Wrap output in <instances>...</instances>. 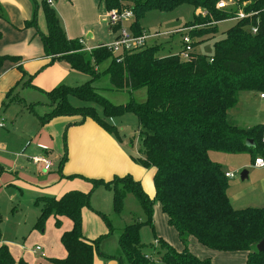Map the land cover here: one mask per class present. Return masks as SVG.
Listing matches in <instances>:
<instances>
[{
	"label": "trees",
	"instance_id": "1",
	"mask_svg": "<svg viewBox=\"0 0 264 264\" xmlns=\"http://www.w3.org/2000/svg\"><path fill=\"white\" fill-rule=\"evenodd\" d=\"M219 1L99 0L107 12L133 7L135 21L131 30L135 36L144 34L140 22L151 11L166 13L183 5H190L196 11L201 9L205 14L196 15L194 23L185 28L191 29L189 36L193 40L216 34L219 23L234 18L237 11L218 10ZM250 1L245 11L256 15L236 22L226 37L215 43L212 57L193 53L190 62H182L179 55L157 57L160 45L148 44L122 55H114L102 46L88 52L81 40L67 38L56 10L45 1L40 8L47 33H41L39 5L35 2L33 18L26 23V28L37 29L50 64L65 62L72 70L88 75L90 80L80 86L60 85L49 92L43 91L49 101V111L44 115L37 114L35 106L38 104L30 105L28 111L36 115L42 126L57 118L78 117L80 121L69 126H81L91 120L117 138V128L107 121L135 115L143 150L134 161L142 168L155 169L153 199L132 175L115 176L108 182L88 180L80 175L65 177L61 174L68 160L65 131L64 157L59 164L61 178H82L94 188L91 193L71 191L60 199H40L41 212L36 228L42 230L51 216L57 225L60 224L58 217H66L73 223L72 230L65 232L61 239L67 257L50 260L51 264H95L96 255L116 260L118 264H156L143 252L140 232L144 226L153 228L157 204L184 247L182 252H177L166 241L158 239L155 253L162 263L214 264L189 251V240L194 238L202 247L214 252L248 253L245 264H264V253L256 249L264 238V208L235 210L228 195L229 179L222 166L210 157L211 153L219 152L249 154L254 162L259 157L264 158V127L242 129L229 121V112L237 107L241 93H264V0ZM252 26L257 28V34L250 32ZM197 44L194 42V49ZM7 62L18 64L20 58L0 56V76ZM105 65L106 68L101 70ZM18 70L25 75L20 65ZM104 78H108L112 88L99 87ZM32 79L24 85L32 87ZM143 89L147 90V99L142 103L132 98L126 104L114 105L102 95L103 91L133 95ZM70 97L101 106L102 116L94 107L73 106ZM248 141H253L254 147H248ZM100 187L113 192L117 214L122 212L126 195L134 194L147 217L145 223L136 222L124 229L119 240V256L101 253L102 238L90 241L82 232V211L91 207L92 192ZM0 264H17L8 246L0 247ZM19 264L26 263L21 261Z\"/></svg>",
	"mask_w": 264,
	"mask_h": 264
},
{
	"label": "rangeland",
	"instance_id": "2",
	"mask_svg": "<svg viewBox=\"0 0 264 264\" xmlns=\"http://www.w3.org/2000/svg\"><path fill=\"white\" fill-rule=\"evenodd\" d=\"M36 9L35 2L41 3V0H31ZM61 0H53L54 6L58 7ZM97 13H99L100 21L95 25L94 30L98 33L100 40L103 44H108L112 41L113 30L107 21V11L103 4H100L99 0H95ZM133 8V7H130ZM55 9V8H54ZM4 10V8H3ZM41 11V10H40ZM198 12V13H197ZM5 17H7L6 11H3ZM205 12L195 10L190 5H183L177 9L162 13L159 11L149 12L145 18L141 20V27L148 34L160 33L163 36L160 40H157L161 45L169 40L168 44L160 47L157 57L164 58L173 55H179L182 50V43L184 36H189L188 31L178 33L176 31L184 30L186 27L194 23L195 16L203 15ZM93 12H84L82 21H93ZM41 15V26L46 29L45 18L43 11ZM79 15V16H80ZM135 21V20H134ZM133 21V23H134ZM235 21H224L217 25L218 31L216 34L207 35L206 37L195 38L193 41L198 44L195 47V54L212 57L214 55L215 43L223 40L226 37V33L235 26ZM41 28V27H40ZM10 30L9 32L0 31V49L8 47L13 40H27L29 33H22L19 30L34 29L26 28ZM173 34H172V33ZM89 32L85 39L89 36ZM37 36H39L37 34ZM38 39H41L40 36ZM5 43V44H3ZM151 45V44H149ZM96 48V47H95ZM90 52V51H88ZM106 65L101 68L105 69ZM74 73L71 79L68 81V86H80L90 80V77L80 72ZM20 91L24 90L25 85H21ZM99 87L103 89L112 88L108 78H104L99 83ZM102 95L107 98L114 105H123L128 103L132 98L137 102L142 103L147 99V90L143 89L135 92L133 95L128 92L119 93L113 91H103ZM25 99V103L24 100ZM261 99V98H260ZM262 100V99H261ZM264 101V100H262ZM69 102L75 107H94L97 112L102 116V108L99 105L93 103H84L74 97L69 98ZM14 106L6 108L0 112V120L4 119L6 122V129L0 131V136L5 137L6 142H2L0 139V155L5 159L10 160L12 163L17 162L19 166H22L26 171L27 167L32 168L33 163H28L26 158L16 157V154H25V149L29 148L31 143H28L30 138L35 135L39 139V143H53L49 146L52 151L58 152L57 140L58 132L60 130L58 124L52 128L42 127L35 114L28 111V105L31 103L38 104L35 106L37 114L44 115L48 112L47 105L49 104L48 98L45 94L38 90H27V88L20 94L13 95L12 99L8 102ZM6 103V104H8ZM236 113H242L247 118V121L253 125H264V105L256 102L250 105L244 98L240 100V103L236 108L229 112V121L232 124H237L234 116ZM73 118V119H72ZM78 118V117H77ZM67 120H75V117L63 118ZM71 121V122H72ZM110 125H113L118 130V138L115 139L119 143H128V149L131 152V158L139 159L140 152L143 150L141 137L139 134V123L135 115L128 114L122 118L107 121ZM15 129L17 130L15 132ZM31 146L37 147L36 143H32ZM259 159H264L259 157ZM211 160L218 162L223 168V171L235 174V178L228 180L229 189L228 195L231 200V204L235 210H245L248 208L261 209L264 208V169H258L254 166V160L251 155L242 154H224L219 152H213L211 154ZM135 162V161H134ZM136 163V162H135ZM32 166H31V165ZM139 166V165H138ZM154 168L142 169V172L136 176L142 183L144 191L150 192L151 178L155 175ZM55 171V169H53ZM35 172L33 168L30 170ZM134 171H136L134 169ZM17 172H23L18 170ZM137 172V171H136ZM243 172H247L248 179L242 180L241 175ZM53 173V172H52ZM6 174V173H5ZM42 175H48L43 172ZM61 178V174L56 172L50 174V177ZM88 180L98 179L105 182L111 181L103 179L102 177H96L95 175H86ZM14 177V176H11ZM92 177V178H91ZM120 177V176H118ZM3 175H0L1 188H0V207L2 214V221L0 223V247L2 245L8 246L12 256L16 260L17 264L23 261L26 264H51V259H65L67 257V251L63 246L61 239L63 232L67 224L72 225L71 221L66 217H58L60 222L57 225V221L53 216L49 217L45 222L43 229L36 228L39 213L41 211V200L35 196V191L32 186H40L42 182L41 176H31L25 178L24 176L18 180L20 184H14L13 182L5 183L6 178L2 179ZM10 180V173L7 176ZM64 179V178H63ZM114 177L112 178V180ZM75 180V179H74ZM73 181V180H70ZM78 183L85 185L89 190L86 193H91L94 186L92 183L82 178L75 180ZM12 183V186L10 185ZM146 189V190H145ZM23 190V192H21ZM151 198V197H150ZM86 212L82 213L83 229L82 232L89 240H100V252L108 256H119V240L124 232V229L136 222L145 223L147 221L146 214L134 194H127L123 204V209L120 214H117L114 210L113 192L100 187L92 192L91 207L85 208ZM156 211V213H155ZM153 228L151 226H144L140 232L141 243L143 245V252L151 256L156 264H164L160 261V256L157 255V240L163 239L177 252H182L184 247L180 242L179 235L174 228H172L167 221V217L158 209L154 207ZM69 232V231H66ZM176 239L175 241H173ZM170 242V243H169ZM177 242V247L174 244ZM179 248V249H177ZM189 251L200 257H212L217 263L220 264H232L235 262V256H224L226 254L214 251H207L198 243L189 242ZM64 258H61L63 257ZM97 260L102 261V264H118L116 260H110L102 258L96 255Z\"/></svg>",
	"mask_w": 264,
	"mask_h": 264
},
{
	"label": "crops",
	"instance_id": "3",
	"mask_svg": "<svg viewBox=\"0 0 264 264\" xmlns=\"http://www.w3.org/2000/svg\"><path fill=\"white\" fill-rule=\"evenodd\" d=\"M94 1L95 0H61V2L58 4V7H55L53 4V7L55 8L60 18L62 28L66 32L67 38L69 40H81L86 51H91L100 46L111 44L116 39V35L113 32L112 41L108 44H103L102 40H100L98 33L96 32V30H94L93 27H95V25H97L100 21V16L99 13H97ZM42 2L43 0H41V3L36 2L39 5L38 28L41 33L46 34L47 27L46 29H44L41 26L40 12L42 11V9L40 7ZM3 8L6 11L7 17H5L3 13ZM86 11L88 13H94L93 21L89 23L81 20L83 15L80 14H84V12ZM33 14L34 5L31 0H0V31L3 30L2 32L4 33H10V30L8 28H10L11 30H14L15 28L23 29L24 26H26V23L32 20ZM25 31L29 33L26 41L25 39L16 42L13 40L12 42H10V45H8V47H4L6 46L4 45L2 46L3 48L0 49V56L10 55L13 57L20 58V62L18 64L7 62L3 67L2 74L0 76V112H2V110H5L6 108L14 106V104H9L8 102L12 99L13 95L20 94L26 88L27 90H38L42 93L43 91L49 92L59 87L60 85L68 86V81L74 74L72 73L74 70H72L71 67L65 62H54L50 64V58H46L44 54L42 40L38 39L39 36H37V32H35L34 29L19 30V32L22 33H26ZM89 32L91 33L89 34L86 40L85 36ZM145 33L147 32L145 31ZM160 39L161 37L153 38L149 42V44H151V46L160 45V47H164L165 44L169 43V40H167L163 43V45H161L162 43L160 44L157 41ZM19 65L25 71V75L18 70ZM31 77H33L32 82L30 81L31 86L33 85L32 87L34 88L26 86L25 88L23 87L24 90L20 91L22 87L21 85H24L25 82H29V78ZM8 95L11 96L8 98ZM260 95L261 94L255 92L241 93L239 96L238 104L244 96L245 100L250 105H252L253 103L255 104L256 102L262 103L264 105V101L260 99ZM22 99L25 103V99ZM4 104L6 105L3 106ZM33 104L36 103H30L28 107ZM63 118L68 117L57 118L51 121L49 124L45 125L46 128L49 129L55 126V124L57 123L60 128L59 132L57 133L58 140L56 143L58 152L54 153L49 147L53 145V143H39V139H37L35 135L34 137L30 136V134L28 136L30 138V141L28 143H36L37 147L39 148L31 146L30 144L29 148L25 149L24 155L16 154V157L26 158L28 160V163H33L32 159L35 157L47 158L53 164L50 171H44L42 165H37L35 163H33V165H36L38 167L34 168L30 164L33 170H35L34 173L30 171L32 168L28 167L25 171V166H19L17 162L12 163L10 160L5 159L3 156L0 155V175H3L2 179L6 178L5 183L13 182L16 185L20 184L18 180L21 179L22 176H24L25 178L31 176V174H33L34 176H41L42 182L40 183V186H32V188H34L33 190L35 191L34 194L39 200L45 197L60 199L66 193L71 191H81L86 193L89 189L85 185H82L75 181L78 180V178L73 181H70L69 179L63 178L58 179V177L55 176L50 177V174L56 172L59 173V164L61 163L62 158L64 157L63 135L65 131L67 132L68 160L63 166V170L61 173L63 176L70 177L80 175L83 177H87L86 175H95L99 178L102 177L106 180H112V178L115 176L123 177L126 175H132L136 181L141 183V181H139L140 179L137 178L136 173L137 175L140 174L143 168L140 165L138 166V164L134 162V159L131 158V152L129 151L127 146L128 143H119V141H117L114 136L108 134L105 130H103L100 126H98L95 122L91 120H88L85 124L81 126H69L79 122L80 118L75 117L76 119L73 121ZM234 118L237 122V124L234 125L242 129H250L259 125H262L264 127L263 123L259 125L251 124L247 121L245 115H242V113H236ZM40 125L42 126L41 123ZM6 127L4 129H0V131L5 130ZM16 131L17 130L15 129V132ZM0 139L3 143L6 142V139L3 136H0ZM53 169H55V171ZM134 169L137 172L134 171ZM18 170L23 172H17ZM153 171H155V169ZM43 172L48 175H42ZM9 173L10 180L7 179ZM227 173L230 172H226V174ZM249 175L250 174H248V177ZM151 181L152 183L150 187V192H145L151 197V199H153L155 197L154 176L151 178ZM10 185L12 186V183H10ZM1 186L2 184L0 181V188ZM21 192H23V190H21ZM158 208L161 211V207L159 204L155 206V210ZM85 210L86 209H83L82 211L83 215L86 212ZM72 228L73 223L72 225L67 224L63 233H65L66 231H71ZM85 238L89 240V238ZM175 240L176 239H174L173 241ZM189 242L198 243L194 238H190ZM174 245L175 247H177V242ZM206 250L209 251L208 249ZM224 256H235V262H233L232 264H245L248 258V253L238 252L233 254H226ZM61 258H64V256ZM199 258L202 260L210 259L214 264H220L217 263L212 257L205 258L199 256ZM95 264H102V261H98L97 257H95Z\"/></svg>",
	"mask_w": 264,
	"mask_h": 264
},
{
	"label": "built area",
	"instance_id": "4",
	"mask_svg": "<svg viewBox=\"0 0 264 264\" xmlns=\"http://www.w3.org/2000/svg\"><path fill=\"white\" fill-rule=\"evenodd\" d=\"M43 1L47 2L51 6H53L54 4L53 0ZM250 4V0H220L217 4V9L221 11H237L236 15L234 16V18L231 19V21L239 22L245 19H250L256 15L255 13H248L245 11V8L248 7ZM134 20L135 13L133 8L114 9L112 11L107 12V21L111 26L114 34L116 35V39L111 44L103 45L102 47L107 48L114 55H122L132 50H139L145 48L153 38L163 36L160 33L148 35L145 32L142 36H135L131 30V26ZM249 30L252 34H257L258 32L255 26H252ZM183 31L189 32L191 31V29H184L176 32L181 33ZM193 44L194 41L190 36H184L182 50L179 53L182 62H190L192 60V54L194 53ZM260 98L264 100V93L260 95ZM5 127V120L1 119L0 129H4ZM32 162L37 165H42L44 171L46 172L50 171L53 166L50 160L43 157H35L32 159ZM254 166L258 169H264V159H256L254 162ZM226 178L233 179L235 178V174L227 173Z\"/></svg>",
	"mask_w": 264,
	"mask_h": 264
},
{
	"label": "water",
	"instance_id": "5",
	"mask_svg": "<svg viewBox=\"0 0 264 264\" xmlns=\"http://www.w3.org/2000/svg\"><path fill=\"white\" fill-rule=\"evenodd\" d=\"M248 147H254V142L253 141H248L247 142ZM242 180L248 179V173L243 172L241 175ZM256 249L259 253H264V238L257 244Z\"/></svg>",
	"mask_w": 264,
	"mask_h": 264
}]
</instances>
